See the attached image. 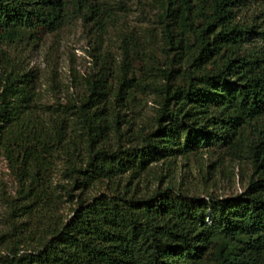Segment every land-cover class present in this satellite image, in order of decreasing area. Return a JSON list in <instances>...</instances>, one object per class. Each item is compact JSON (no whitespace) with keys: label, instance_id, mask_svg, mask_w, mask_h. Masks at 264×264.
I'll return each instance as SVG.
<instances>
[{"label":"trees","instance_id":"16d2710c","mask_svg":"<svg viewBox=\"0 0 264 264\" xmlns=\"http://www.w3.org/2000/svg\"><path fill=\"white\" fill-rule=\"evenodd\" d=\"M157 3L163 66L145 54L137 77L135 44L123 41L119 74L103 59L78 102L51 105L12 52L78 18L103 31L111 0H0V158L19 184L0 264H264V0ZM145 89L158 106L135 130L125 111ZM73 116L83 146L69 137ZM60 154L69 163L62 193L52 182ZM196 157L206 189L217 171L233 175L228 161L244 190L190 195L174 172ZM149 175L159 185L143 192ZM96 182L107 191L86 200ZM64 196L76 199L68 217Z\"/></svg>","mask_w":264,"mask_h":264},{"label":"rangeland","instance_id":"374dc122","mask_svg":"<svg viewBox=\"0 0 264 264\" xmlns=\"http://www.w3.org/2000/svg\"><path fill=\"white\" fill-rule=\"evenodd\" d=\"M111 4L109 10L111 19L104 26L103 31H99L92 22L85 23L78 18L53 33L39 32L37 41L24 43L12 52L27 69H33L36 72L38 76L37 91L41 102L51 105L59 103L64 105L68 100L72 102L77 100L78 102L87 94V81L97 74L103 59L111 64V76L119 74L120 62L124 55L123 41L131 47L135 44L137 53H130V57L137 77H143V74L139 75V71L144 72L143 61L147 60L145 54H151L152 64L155 68L166 63L165 54L161 51L165 46V41L161 34L157 0H111ZM252 39L259 38L253 36ZM151 73H155V71L147 72V74ZM152 75L154 74L149 75L148 78L153 77ZM158 100L157 95L149 89L136 92V99L132 103L131 111L130 109L125 111L126 119L131 123L133 129L137 130L152 123ZM68 134L70 138L79 142L80 146L84 145L80 123L74 116L71 118ZM111 138L113 142L115 134L112 131ZM80 151H83L82 154L85 156L86 151L83 147ZM178 161V168L174 172L176 184L184 188L190 195L196 194L203 197L208 191L218 196H227L244 190L245 183L241 181L235 164H230L227 161L225 163L226 171H230L233 175L222 176L217 171L214 176L218 178L216 185L206 189L202 177L198 174L199 171L203 172V164L206 161L203 162V159L201 160L199 157H196L194 162L191 159L189 165H186L184 159ZM68 164L67 157L63 154L57 157L52 172V182L59 193L62 191L56 185L68 181L66 172ZM154 170L158 173H162L160 170H163V174H166L165 168L152 169V171ZM148 178L149 180L144 181L147 183L140 187L143 192L159 185L158 179H152L150 175ZM167 180L165 177L163 186ZM212 180L213 176L207 183L211 185ZM18 190L17 178L8 168L6 159L1 157L0 235L12 233L11 224L14 223V219L11 218V208ZM105 191H107L105 182H96L83 194V197L89 200ZM61 198L65 201L59 203L60 212L68 217L76 206V199L69 200L65 196ZM16 220L20 221V219ZM4 250L5 246H0V252L3 253Z\"/></svg>","mask_w":264,"mask_h":264}]
</instances>
